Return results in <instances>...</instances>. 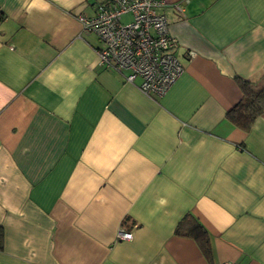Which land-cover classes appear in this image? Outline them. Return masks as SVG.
Listing matches in <instances>:
<instances>
[{"label":"crops","instance_id":"crops-1","mask_svg":"<svg viewBox=\"0 0 264 264\" xmlns=\"http://www.w3.org/2000/svg\"><path fill=\"white\" fill-rule=\"evenodd\" d=\"M105 1L0 0V264H264V114L227 117L264 82V0H161L185 68L162 97L99 65Z\"/></svg>","mask_w":264,"mask_h":264},{"label":"built area","instance_id":"built-area-1","mask_svg":"<svg viewBox=\"0 0 264 264\" xmlns=\"http://www.w3.org/2000/svg\"><path fill=\"white\" fill-rule=\"evenodd\" d=\"M161 5V0H106L92 18L81 17L85 32L95 34L104 45L97 51L99 65L122 73L127 83L139 79V89L149 97L164 96L185 71L177 56L179 40L166 16L158 12ZM125 16L129 22H123ZM133 237L122 227L117 239Z\"/></svg>","mask_w":264,"mask_h":264},{"label":"trees","instance_id":"trees-1","mask_svg":"<svg viewBox=\"0 0 264 264\" xmlns=\"http://www.w3.org/2000/svg\"><path fill=\"white\" fill-rule=\"evenodd\" d=\"M238 85L243 92V98L228 112L227 117L233 124L248 131L255 121L264 114V82L256 84L250 81L238 80ZM129 225V221L127 220L123 226L126 230L130 231L131 225ZM176 234L181 237L194 239L205 256L209 258L211 251L207 233L195 217L188 216L183 219L177 228ZM2 246V236L0 235L1 250Z\"/></svg>","mask_w":264,"mask_h":264},{"label":"rangeland","instance_id":"rangeland-1","mask_svg":"<svg viewBox=\"0 0 264 264\" xmlns=\"http://www.w3.org/2000/svg\"><path fill=\"white\" fill-rule=\"evenodd\" d=\"M130 21V17L129 16H125L124 18H123V22H129Z\"/></svg>","mask_w":264,"mask_h":264}]
</instances>
